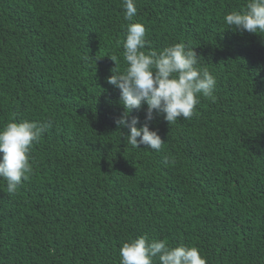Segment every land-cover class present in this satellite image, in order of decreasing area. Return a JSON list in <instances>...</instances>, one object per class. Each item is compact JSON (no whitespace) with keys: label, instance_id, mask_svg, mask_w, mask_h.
<instances>
[{"label":"trees","instance_id":"16d2710c","mask_svg":"<svg viewBox=\"0 0 264 264\" xmlns=\"http://www.w3.org/2000/svg\"><path fill=\"white\" fill-rule=\"evenodd\" d=\"M247 3L137 0L128 21L122 0H0V126L51 122L30 179L9 194L0 178V264H120L144 234L207 264H264V35L224 19ZM134 22L145 51L183 42L217 81L191 119L149 122L159 152L124 140L107 82Z\"/></svg>","mask_w":264,"mask_h":264},{"label":"clouds","instance_id":"9594fccd","mask_svg":"<svg viewBox=\"0 0 264 264\" xmlns=\"http://www.w3.org/2000/svg\"><path fill=\"white\" fill-rule=\"evenodd\" d=\"M124 19L132 21L137 14V0H122ZM228 28L264 35V0H248L246 6L224 17ZM123 43V59L126 67L117 68L118 57L108 55L115 62L107 82L120 90V103L124 112L116 124L129 129L124 140L133 148L153 149L159 152L164 140L158 131L151 130L149 122L156 115L174 123L179 119H191L203 96L215 100L216 77L200 60L194 48L177 42L160 50L151 47L146 39V27L141 22L127 26ZM147 105L145 122L131 116ZM130 117V118H129ZM51 122L12 120L0 126V178L7 182V192L14 194L22 182L30 179L33 164L30 149L38 143ZM139 138V139H138ZM120 264H207L200 249L194 246H171L166 240L149 239L147 234L130 238L119 249Z\"/></svg>","mask_w":264,"mask_h":264}]
</instances>
